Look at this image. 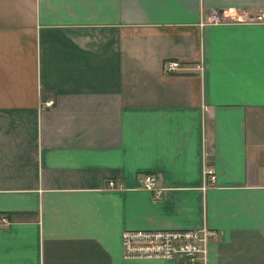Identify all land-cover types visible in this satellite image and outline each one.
I'll list each match as a JSON object with an SVG mask.
<instances>
[{"label":"crops","instance_id":"crops-1","mask_svg":"<svg viewBox=\"0 0 264 264\" xmlns=\"http://www.w3.org/2000/svg\"><path fill=\"white\" fill-rule=\"evenodd\" d=\"M216 9L243 22L201 27ZM258 13L264 0H0V264H178L124 258L123 232L203 226L208 264H264Z\"/></svg>","mask_w":264,"mask_h":264},{"label":"built area","instance_id":"built-area-1","mask_svg":"<svg viewBox=\"0 0 264 264\" xmlns=\"http://www.w3.org/2000/svg\"><path fill=\"white\" fill-rule=\"evenodd\" d=\"M245 22H264L263 14L247 16ZM229 22H243L235 15L213 10L200 22V26L220 25ZM203 72L201 65L197 66ZM180 68L179 61H166L164 71L166 74H175ZM51 107L53 101L45 103ZM214 170L206 164L204 166L205 183L214 182ZM157 176L147 173L140 179V186L146 190L156 188ZM108 185L113 187V181ZM10 220L6 214L0 213V225H7ZM218 237V231L203 226L197 229H141L126 230L122 234V247L126 259H164L176 261L178 264H208L210 244Z\"/></svg>","mask_w":264,"mask_h":264}]
</instances>
